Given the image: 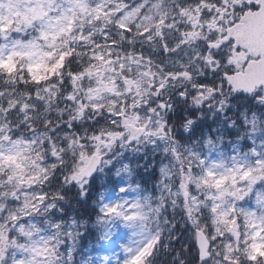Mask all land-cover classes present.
Wrapping results in <instances>:
<instances>
[{
	"label": "snow or ice",
	"instance_id": "snow-or-ice-1",
	"mask_svg": "<svg viewBox=\"0 0 264 264\" xmlns=\"http://www.w3.org/2000/svg\"><path fill=\"white\" fill-rule=\"evenodd\" d=\"M0 264H264V0H0Z\"/></svg>",
	"mask_w": 264,
	"mask_h": 264
}]
</instances>
